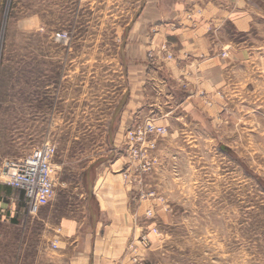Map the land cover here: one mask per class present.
<instances>
[{
  "label": "rangeland",
  "instance_id": "rangeland-1",
  "mask_svg": "<svg viewBox=\"0 0 264 264\" xmlns=\"http://www.w3.org/2000/svg\"><path fill=\"white\" fill-rule=\"evenodd\" d=\"M137 1L0 0V264H50L44 251L56 224L88 225L86 171L111 153L120 52ZM249 6L251 31L230 33L246 54L208 105L217 113L173 125L179 134L166 159L181 187L162 198L172 217L158 222L152 264H264V0ZM45 142L56 146L55 193L26 218L1 165Z\"/></svg>",
  "mask_w": 264,
  "mask_h": 264
},
{
  "label": "crops",
  "instance_id": "crops-1",
  "mask_svg": "<svg viewBox=\"0 0 264 264\" xmlns=\"http://www.w3.org/2000/svg\"><path fill=\"white\" fill-rule=\"evenodd\" d=\"M138 1L142 8L125 28L120 52L125 101L108 136L111 153L99 159L108 162L86 171L89 223L66 217L56 224L47 237L55 246L44 251L50 264H152L161 247L158 222L172 217L162 198L181 187L166 159L169 139L179 134L174 127L192 114L217 113L208 105L224 74L246 54L230 33L251 31L249 0ZM145 118L166 132L155 139L150 171L137 172L129 164L126 134ZM142 235L147 246L135 247Z\"/></svg>",
  "mask_w": 264,
  "mask_h": 264
},
{
  "label": "built area",
  "instance_id": "built-area-1",
  "mask_svg": "<svg viewBox=\"0 0 264 264\" xmlns=\"http://www.w3.org/2000/svg\"><path fill=\"white\" fill-rule=\"evenodd\" d=\"M57 40L67 39L66 32H58ZM171 58V54H166ZM166 128L157 125L153 118H145L134 125L126 134L127 156L132 160L137 172L150 171L153 157L150 154L156 146V137L162 136ZM56 146L45 142L34 147L19 159L6 158L1 165L2 183L21 191L26 218L34 217L40 209L48 205L55 193L53 160ZM148 215L150 213L148 212ZM148 239L142 235L134 242L135 247H146ZM55 246V242L52 243ZM135 264H144L136 261Z\"/></svg>",
  "mask_w": 264,
  "mask_h": 264
},
{
  "label": "water",
  "instance_id": "water-1",
  "mask_svg": "<svg viewBox=\"0 0 264 264\" xmlns=\"http://www.w3.org/2000/svg\"><path fill=\"white\" fill-rule=\"evenodd\" d=\"M141 8H142V4L140 5L138 11L134 14L132 20H134V19L137 18V16H138L139 13H140ZM127 30H128V27H127ZM122 47H123V44H122ZM124 101H125V99L123 98V99L120 101L119 105L117 106V108H116V110H115V113L113 114V117H112V120H111V124H110L111 127H112V125H113V123H114V120H115L116 116L119 114L120 110L122 109L123 104H124ZM110 133H111V132H110Z\"/></svg>",
  "mask_w": 264,
  "mask_h": 264
}]
</instances>
